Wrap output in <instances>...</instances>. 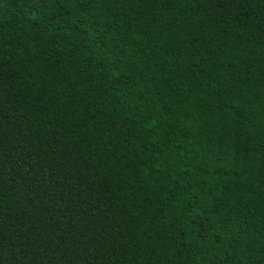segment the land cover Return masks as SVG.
<instances>
[{
    "label": "trees",
    "instance_id": "16d2710c",
    "mask_svg": "<svg viewBox=\"0 0 264 264\" xmlns=\"http://www.w3.org/2000/svg\"><path fill=\"white\" fill-rule=\"evenodd\" d=\"M0 264H264V0H0Z\"/></svg>",
    "mask_w": 264,
    "mask_h": 264
}]
</instances>
